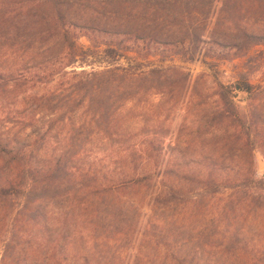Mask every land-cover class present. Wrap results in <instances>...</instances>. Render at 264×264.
<instances>
[{"label": "rangeland", "instance_id": "374dc122", "mask_svg": "<svg viewBox=\"0 0 264 264\" xmlns=\"http://www.w3.org/2000/svg\"><path fill=\"white\" fill-rule=\"evenodd\" d=\"M126 12L109 0H0V151H6L9 138H25L39 127L52 128V135L59 138L43 148L47 155L60 153L65 137L85 133L83 108L72 115L67 112L71 104L62 100L57 112L52 102L51 112L39 99L55 93L66 98L73 81L64 72L100 71L114 63L105 55V46H97L103 38L80 27L126 30L125 20L132 19L123 15ZM172 30L179 33L177 26ZM68 37L77 46L75 64L50 82L32 80L65 66L70 59ZM153 51L156 55L148 60L126 51L118 63L150 61L154 66L177 67L178 73L169 76L172 90L129 103L120 113L121 131L140 135L132 142H140L143 133L159 135L167 157L168 146H177L180 165L221 177L217 182L182 179L177 204H169L165 197L156 199L157 189H163L159 183L104 199L81 197V206L66 198L49 200L45 208L49 225L52 215L73 211L72 224L97 240L87 238L104 261L150 264L178 256L174 251L179 249L181 260L191 255L188 259L194 257L199 264H264V189L255 187L264 179V44L244 55L205 43L196 48L187 43L161 45ZM241 75L247 76L254 94L236 98L242 121L234 123L218 109V84L235 82ZM77 150L73 162L78 161L80 169L91 161H102L111 169L120 166L117 160L113 163L119 158L113 149L88 159L83 147L69 151ZM4 162L0 158V165ZM3 215L0 212V264L7 229ZM43 252L36 243H26L8 256L16 255L15 264H40Z\"/></svg>", "mask_w": 264, "mask_h": 264}, {"label": "trees", "instance_id": "16d2710c", "mask_svg": "<svg viewBox=\"0 0 264 264\" xmlns=\"http://www.w3.org/2000/svg\"><path fill=\"white\" fill-rule=\"evenodd\" d=\"M132 19L125 20L126 30L107 31L95 27L88 28L97 37L103 38L97 46L104 45V53L109 62L100 71H71L62 75L72 76L73 88L68 95L61 94L41 97L40 103L52 112L60 110L62 100L71 104L68 113L83 108L80 116L81 128L85 133L65 137V147L60 153L47 155L43 149L53 139L52 128L39 127L25 138L17 135L6 142V151H0L5 162L0 165V212L7 229L3 239L5 246L1 264L17 257L12 252L25 244L36 243L42 247L45 256L40 264H128L124 261H104L98 257L99 250L89 245V240H97L76 230L72 224L74 215L62 212L52 215V226L45 212L49 200L69 199L81 206V197L89 201L120 195L130 188L140 189L152 183L163 185L157 189L156 199L165 197L169 204L179 203L182 179L194 182L196 179L217 182L221 175L209 172L202 174L193 165L179 164L181 150L168 146L165 151L162 137L143 133L141 141L132 139L140 136L128 135L121 131L120 113L131 102H146L151 95L170 93V75L178 73L177 67L154 66L135 63H118L126 51L135 52L143 60L155 56L154 49L179 44L193 45L205 43L209 48L235 50L238 55L246 54L253 46L264 44V0H109ZM177 26L178 32L172 28ZM78 28V27H77ZM171 28V29H170ZM91 38V36L89 37ZM69 61L61 69L45 73L46 77H33L36 83L50 82L52 77L61 76L66 66L74 65L78 57L77 46L68 37ZM187 54V53H186ZM185 56V55H184ZM193 60V58H190ZM12 78L13 73H9ZM17 84L21 77H17ZM8 85V83H6ZM6 85V86H7ZM240 94L252 96L254 88L246 75L229 84H218V109L222 116L236 122L242 118L238 113L236 98ZM33 138V139H32ZM136 140V139H135ZM75 147H83L85 159L98 152L113 149L118 151L120 166L111 169L109 164L91 161L83 169L77 167L73 159L79 151L70 154ZM70 150V151H69ZM83 161V159H82ZM99 164V165H97ZM100 164H102L100 166ZM119 171V172H118ZM264 179L255 187L264 189ZM103 198V199H104ZM142 208V207H141ZM134 209L139 213L140 208ZM33 227V228H30ZM33 229V230H31ZM87 238L89 240H87ZM88 243V244H87ZM169 260L152 261L150 264H199L191 255L180 258L175 249Z\"/></svg>", "mask_w": 264, "mask_h": 264}]
</instances>
